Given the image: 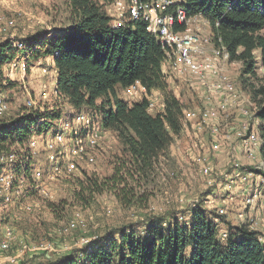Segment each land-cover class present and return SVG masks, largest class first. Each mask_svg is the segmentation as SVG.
Instances as JSON below:
<instances>
[{
    "label": "trees",
    "instance_id": "1",
    "mask_svg": "<svg viewBox=\"0 0 264 264\" xmlns=\"http://www.w3.org/2000/svg\"><path fill=\"white\" fill-rule=\"evenodd\" d=\"M114 1L65 0L68 24L51 36L48 32L38 34L28 57L53 56L59 97L75 114L97 118L121 144L112 174L101 177L86 172L77 180L79 189L73 192V203L86 207L97 196L110 193L126 209L147 210L154 189L164 181L162 162L174 136L184 128L185 105L168 90L163 71L166 50L148 31V23L132 20L128 14L117 18L109 12ZM139 1L147 4L155 0ZM176 5L184 7L189 17L204 18L213 43L225 48L230 62L239 63L238 81L256 109L264 159V0H176ZM175 29L184 27L176 25ZM136 83L146 88L143 98L124 99L122 93ZM153 91L163 95L162 112L149 110L147 95ZM61 116L58 109L47 114L35 131L48 130ZM21 118L20 113L18 119L1 118L0 151L9 150L6 144L13 132L22 136L31 132L23 126L22 130L15 128ZM65 205L67 202L54 207ZM207 212L197 206L186 225L149 214L99 236L90 251L83 250L81 258L69 257L64 264H264L262 234L239 225L227 229L228 236L222 239L221 225Z\"/></svg>",
    "mask_w": 264,
    "mask_h": 264
},
{
    "label": "rangeland",
    "instance_id": "2",
    "mask_svg": "<svg viewBox=\"0 0 264 264\" xmlns=\"http://www.w3.org/2000/svg\"><path fill=\"white\" fill-rule=\"evenodd\" d=\"M67 17L65 0H0V54L2 55L0 56V84L2 85L0 93L4 95L10 106V110L6 115H2V118L18 119V112L24 108L27 100H33L36 104L32 110L36 119H46V115L54 110H62V116L51 122L48 130L41 133L35 132L39 140L35 164L45 172L44 179L41 181L50 193V198L31 191L26 197L20 196L18 200L15 199L12 204L6 205L0 202V228L3 223H10L16 230V243L13 244L10 254L19 256L21 254V249L17 253L19 247L33 246L32 244L40 240L52 243V250L45 251V253L27 251L21 254L17 259L19 264H46L48 262L64 264L69 257L77 255L81 258V252L90 251L99 236L144 219L149 214L164 215L167 221L177 220L186 225L190 222L192 210L201 206L208 211L211 218L221 225L222 231L239 225L249 226L250 223L254 224L258 217H263L264 202L257 200L249 205L246 201L254 196L256 187L253 190L252 187L248 190L244 189L245 186L250 187L253 180L263 175L256 176L253 172L255 175L251 180L243 181L244 174H247L244 168L250 164L247 165L246 161L241 159L244 154L251 164H261L262 161L259 159L255 163L248 158V152L242 144V137L246 133L240 135L241 131L244 132L243 123L246 122L249 124L247 134L256 130L257 126L255 128L251 126L255 119L256 109L248 93L239 84V63L230 61H225L226 68L222 70V73L236 84L237 90L230 96L229 103L224 108L220 101L224 99L223 96H227L226 94L222 96L210 93L208 100L207 92H201L197 88L193 89L190 83H186L182 78L175 79L172 75L175 84L170 83L168 89L182 100L185 111L199 110L204 105L216 108L218 111L216 137L221 143L223 142L222 148L213 151L211 148L213 137L209 127L202 130L196 123L197 119L185 117L182 132L174 136L169 153L162 162L164 183L162 182L160 187L157 186V189H154L156 193L147 210L126 209L110 193L97 196L95 201L86 207L73 203V192L79 189L77 180L84 177L86 172L96 173L101 177L112 174L114 164L121 155V144L114 132L98 124L97 118L96 120L91 118L94 125L84 126L83 121H78L82 114H75L71 106L56 95L57 71L53 64V56L45 55L36 60H30L28 57V52L34 48L32 45H35L32 40L44 32H48L51 36L56 30L68 24ZM10 21L14 24L10 25ZM191 27L200 28L199 32L202 37L211 35V28L202 17L193 20ZM15 41L23 42L25 47L19 48L17 45H12L11 48H6L5 43L12 44ZM205 47L206 50H211L213 45L207 43ZM23 62L25 67L21 66ZM157 93L159 100L163 102V95L160 91L155 92ZM143 96L144 94L130 99L126 91L122 93V97L131 102L139 101ZM84 115L90 116L89 114ZM63 116H65L64 120L76 126L81 134L86 133L88 129L93 130L94 128L95 131L104 129L99 145L86 151L93 161L88 160L87 156L78 161L79 158L73 155L77 140L71 132L67 131L63 142L57 143L58 162L64 171L71 158L77 162L76 170L72 175L63 172L61 175H56L48 155L47 140L54 141V133ZM196 133L199 134L198 137H202L200 134L203 133L204 137L208 138L209 142L203 146L206 148V154L203 148L198 146ZM16 151L19 155L16 172L19 175L25 158L21 150ZM220 155L225 158L222 168L219 166L218 156ZM205 156L210 159L213 169L215 180L213 186L208 185L210 177L203 172L205 163L201 157ZM235 168L237 171L233 175ZM237 174L241 175L240 179L236 176ZM221 178L225 179L221 181ZM29 181L33 182L32 179ZM241 193H246V195ZM208 195L211 196L207 197ZM62 202H67L64 208L54 207ZM25 205L31 206L29 212L25 209ZM72 222H75L74 227H70ZM68 227L69 230L64 232L63 230ZM252 230L263 235V228L260 224H255Z\"/></svg>",
    "mask_w": 264,
    "mask_h": 264
},
{
    "label": "built area",
    "instance_id": "3",
    "mask_svg": "<svg viewBox=\"0 0 264 264\" xmlns=\"http://www.w3.org/2000/svg\"><path fill=\"white\" fill-rule=\"evenodd\" d=\"M109 12L115 14L117 18H122L125 14H128L132 20H145L148 23V31L166 50V64L170 66V69L175 76L182 78L187 83L189 82L193 89L197 88L201 92H207L209 94L207 97L208 100L211 94H219L222 96L226 94L227 96H223L224 99H221L220 101L223 108L229 103L230 96L235 94L237 86L227 75L222 73L220 63L221 60L230 61V55L225 48L217 47L213 43L211 35L202 37L199 32L200 28L193 29L191 27L192 21L196 18H201V16L189 17L184 7L176 5V0H155L147 4H144L139 0H115L114 3L110 5ZM9 23L10 25L14 24L13 21H10ZM115 23L116 26L120 25L119 21H116ZM176 25L182 26L184 29L176 30ZM207 43L213 45V48L210 51L206 50L205 46ZM11 45H17L19 48L25 47L23 42L18 41H15ZM21 66L25 67V63L23 62ZM155 92L156 91H153L147 96L149 110L158 113L164 110L165 102H161L158 98V93L155 94ZM55 93L58 95L57 89L55 90ZM126 93L129 95V98L132 99L145 94L146 88L140 83H136L130 86L126 90ZM35 105L36 104L33 100H27L24 104V108L18 112L22 118L15 124V128H20L21 130L23 127L24 129L29 128L31 132L23 136L17 135L13 132L11 138L6 144V147H8L9 150L0 151V202H3L6 205L12 204L14 200H18L20 196L26 197L31 191H35L38 194L50 198V193L45 189L44 183L41 181L44 179L45 172L35 164L39 146V140L35 135V130L45 122L44 118L36 119L34 117L32 110ZM9 110V103L4 95L0 93V118L6 115ZM245 113L247 112L245 111ZM217 114L218 111L216 108L204 105L203 108H200L199 110L185 111L183 117V123L185 117H187L189 119H197L196 123L200 128L204 126L209 127L210 134L213 137V141L211 142V148L213 151H217L223 146V142L221 143L220 139L216 137V131L218 130L216 124V120L218 119ZM65 116H63L58 123V128L54 133V141L47 140L49 161L51 162L52 169L56 172V175H61L62 172L72 175L76 170L77 162L73 158L67 162L65 171L58 162V156L56 153L58 150L57 143L63 142L67 131L71 132L77 140L76 149L73 150L72 153L75 157L79 158L78 161L84 159L86 156L89 157L86 152L87 149L99 145L104 131V129H102V131L101 129L95 131L93 128V130L88 129L86 133L81 134L76 126L72 125L69 121L64 120ZM85 117L86 115L82 114L81 117L78 118V121H83L82 123L84 126L91 124L94 125V121L90 116L88 117L87 115V117ZM32 118L36 120L34 123H31ZM243 124L244 128L242 130L244 132L241 131L240 135H244L243 133L246 134L242 137V144L248 152V158L256 163L260 159L261 141L256 130H252L251 133L247 134L248 122ZM16 150H21L25 158V163L23 164L22 171L19 175H17L16 172L18 169L17 163L19 156ZM206 157L207 156L203 158L201 157L205 163L203 172L210 177L207 182L208 185L213 186L215 184L213 169L210 164V159ZM88 160L93 161V158L89 157ZM236 171L237 168H235L232 174L235 175ZM254 175L253 172H247V174H244L243 176V181L251 180ZM236 176L240 179L241 175L239 176V174H237ZM29 179H32L33 182H30ZM258 179L260 184L255 188L254 196L246 200L249 205L254 204L257 200L264 202V175L258 177ZM210 196L211 195H208L207 197ZM25 209L29 212L31 206L25 205ZM221 211L223 212V210ZM255 224H260L262 226L263 235H261V240L264 242V216L258 217L254 224H249V227L252 229ZM74 226L75 222H72L70 227ZM68 230L69 227L63 231L67 232ZM227 236V230H221V238L226 239ZM14 243H16L15 228L10 223H3L0 228V264H19L17 259L21 254L27 251L33 253H45V251L52 250V243L46 240H40L35 244H32L33 246L25 245L22 246V248L19 247L17 252L19 253L21 249V254L19 256L12 255L10 254V251L12 250Z\"/></svg>",
    "mask_w": 264,
    "mask_h": 264
},
{
    "label": "crops",
    "instance_id": "4",
    "mask_svg": "<svg viewBox=\"0 0 264 264\" xmlns=\"http://www.w3.org/2000/svg\"><path fill=\"white\" fill-rule=\"evenodd\" d=\"M208 51H210V50H208ZM54 64V63H53ZM220 67H221V70H223V69H225L226 68V62H225V60L224 61H222L221 63H220ZM163 71H164V73H165V76H166V80H167V83L168 84H175V81L173 80V78H172V75L175 77V79H178L177 78V76H175L173 73H172V71H171V69H170V66L168 65V64H164V66H163ZM237 77V76H236ZM181 82H183L182 80H180ZM185 82V81H184ZM187 83V82H186ZM252 118H253V116H252ZM257 124H258V121L256 120V119H253V123H251V126H253V128H255L256 126H257ZM202 128V130L205 128L206 129V127L204 126V127H201ZM202 137H198L199 136V134H195V137H198L197 139V143H198V146L200 145V148H203V146L204 145H206L209 141H208V138H206V137H204L205 136V134H200ZM203 150L205 151V154H206V148H203ZM244 153V152H243ZM211 156V155H210ZM218 159H219V166L222 168L223 166H224V163H225V158H224V156H218ZM241 159H243V161L245 162L246 161V163H247V165H249V166H246L245 168H244V171L245 172H254L255 174H256V176H258V175H264V159L263 158H261L260 157V159L262 160L261 161V164H256V165H254V164H251V162H249V160L247 159V156L246 155H244L243 154V156H241ZM250 170V171H249ZM260 177V176H259ZM223 179H225V178H221V181L223 180ZM220 181V182H221ZM227 181H229L228 179H227ZM220 184V183H219ZM257 185H259V183H258V178L256 179V180H253V184L249 187V186H245L244 187V189L245 190H248V189H250L251 187H252V190L255 188V187H257ZM248 187V188H247ZM236 189H238V188H236ZM235 191H238V190H235ZM240 192V191H239ZM241 194H244V195H246V193H241ZM219 195L221 196V192L219 191ZM240 195V194H239ZM239 199H240V202H241V198L239 197ZM235 200H237V201H239L238 199H235ZM234 200V201H235ZM191 215H192V213H191Z\"/></svg>",
    "mask_w": 264,
    "mask_h": 264
}]
</instances>
